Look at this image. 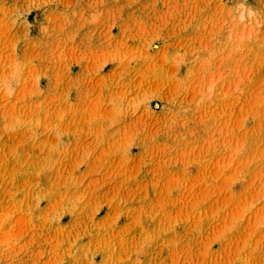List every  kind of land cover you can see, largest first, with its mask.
I'll return each mask as SVG.
<instances>
[{"label": "rangeland", "instance_id": "1", "mask_svg": "<svg viewBox=\"0 0 264 264\" xmlns=\"http://www.w3.org/2000/svg\"><path fill=\"white\" fill-rule=\"evenodd\" d=\"M0 264H264V0H0Z\"/></svg>", "mask_w": 264, "mask_h": 264}]
</instances>
